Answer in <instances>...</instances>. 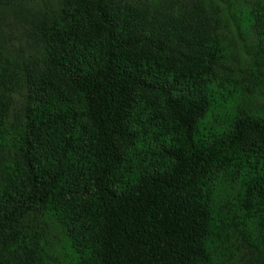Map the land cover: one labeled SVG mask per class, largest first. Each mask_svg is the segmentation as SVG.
I'll list each match as a JSON object with an SVG mask.
<instances>
[{"label": "trees", "instance_id": "obj_1", "mask_svg": "<svg viewBox=\"0 0 264 264\" xmlns=\"http://www.w3.org/2000/svg\"><path fill=\"white\" fill-rule=\"evenodd\" d=\"M0 264H264V0H0Z\"/></svg>", "mask_w": 264, "mask_h": 264}, {"label": "rangeland", "instance_id": "obj_2", "mask_svg": "<svg viewBox=\"0 0 264 264\" xmlns=\"http://www.w3.org/2000/svg\"><path fill=\"white\" fill-rule=\"evenodd\" d=\"M256 102H258V100L254 101L255 104H256Z\"/></svg>", "mask_w": 264, "mask_h": 264}]
</instances>
